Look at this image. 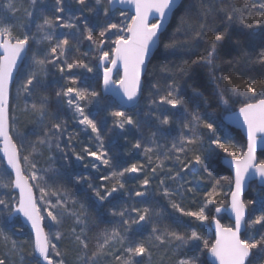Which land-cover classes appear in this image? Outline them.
<instances>
[{"label": "snow or ice", "instance_id": "snow-or-ice-1", "mask_svg": "<svg viewBox=\"0 0 264 264\" xmlns=\"http://www.w3.org/2000/svg\"><path fill=\"white\" fill-rule=\"evenodd\" d=\"M125 2L135 6V14L129 17L124 12H120L119 17H117L118 5ZM30 3L35 10L36 0H30ZM71 3L72 0H55V19L44 17L42 24H36L40 39L36 38L37 33H32L31 24L17 25L9 22L12 17L23 12L25 20L35 23L33 11H29L17 0H8L7 4L3 5L11 13V17L0 15V50H2L0 51V139L3 141V151L7 157V164L15 172V179L13 181L9 174V182L4 183L0 179V187L8 188L10 185L12 190H18V198L5 197L0 194V212L8 213V216L5 217L6 220L16 214H22L30 222L31 229L34 231L33 253L36 264H66L67 251H61L57 247V244L62 243L65 239L74 243L83 253V264H102L104 259H111L114 264H142L146 257L150 258L152 255V238L156 244L161 246L171 242H176L177 245L190 242L192 248L196 249L199 247L198 242L202 241L204 248H209V241L203 239L194 228L190 232L183 233L169 231L166 227H152V238H146L144 237L145 226L152 223L154 215H158L156 210L152 207L125 208L118 203L113 205L111 215L119 217L121 224L102 230L96 237L97 243L90 248L89 244L92 238L87 235L89 230L87 209L83 204L70 198L69 192L57 183L60 171L50 166L54 157L49 158V167L40 165L39 161L34 158L42 154L37 151V146L50 149L53 139L56 140V147L59 149L60 140L64 138L67 130L66 122L63 120H59V122L50 121L43 134L44 138L35 142L28 140L27 133H17L19 144L13 141L9 114L10 89L14 81V72L20 71L22 62L29 58V53H31L30 58L34 70L30 69L25 72L24 82L20 85L21 89L28 93L29 98H31V93L36 91L38 87H45L40 73L47 76L48 67L55 68L61 77L67 78L65 86L56 92L57 98L63 99L67 107L78 118L80 125L84 126L85 129H90L92 133H96V139L102 149L103 143L99 138L100 130L97 123L85 114L83 106L91 99L96 98L98 94L88 88L80 87L79 85L84 83V77L82 73L80 76L76 74L80 70H86L89 73L93 71V68L85 62L90 59L89 54L79 52V37H83L89 42V51L95 53L98 66L103 68L105 86L110 83H118L127 101L135 103L142 92L141 77L147 75V64L150 62L151 50L161 39L162 21L176 7L177 0H107V5H105L104 0H76L79 6L77 9L79 14L69 16V20L74 21L69 23L65 22L64 14L71 12L68 7ZM245 7L256 8L264 12V0L258 5L250 4ZM239 11L235 7L231 11L226 10L227 20L231 21L233 15ZM153 13L156 14V22L150 23L149 17ZM119 18L123 19L114 22ZM203 27L201 25V28ZM56 28H68L73 31L70 33L61 32L60 35L63 36V39H55L54 44L49 43L45 47H39L41 41L52 42L54 40ZM17 32L19 34H16ZM69 36L76 43H70ZM196 36H199V32L196 33ZM211 39L213 44L205 60L210 66L216 54V44L226 39V33L217 32ZM34 44L38 46L35 51H33ZM174 47V43L165 45V48ZM73 53L75 56L72 55ZM261 58L264 61V53L261 54ZM121 65L122 76L118 81H112L113 71H119ZM222 79L225 81L224 92L229 90L239 92L243 87V94L245 95L257 93V87L253 83L247 81L236 83L231 75L224 76ZM153 87L155 88V86ZM156 90L158 91V89ZM194 94L202 96V93L199 92H194ZM216 94L221 103L228 104V99L224 97L222 91L217 89ZM258 95L264 97V82H260ZM46 103V98H42L39 106L36 103L30 106L26 105L25 111L38 114L43 124L49 117L45 107ZM150 103L154 109L159 111L156 119L161 125L169 124V118L166 115L169 106L171 109H176L179 106L185 110L186 115L190 116V119L183 123V130L179 139L172 142L166 151H159L156 160H152L149 156L147 166L151 169V177L155 178L158 169L164 170V160L177 161L180 167L179 172H173L172 169L164 172L169 181L177 182L175 192H181V189L187 192L193 191L191 187H188L189 181L183 183L180 181L183 180L182 174L195 166H199V169L203 170L209 178H212V173L208 170L209 164L206 163L208 156L201 153V149L205 146V140L200 132L206 131L208 133L207 146L209 148L214 145L222 148L225 152L231 150L233 156L237 155L235 149H230V146L223 143L220 137L215 136L216 126L213 122H209L213 119L211 113H206L208 119H204L198 110L192 113L187 112L184 101L179 94V88L175 84L168 85L166 95L160 96L158 100L150 98ZM205 105L207 106L206 101ZM239 112L247 124L248 145L243 158L234 161L236 166L235 190L231 192V208L235 213L234 225L223 227L218 220L215 221L216 239L215 243L210 246V251L218 258L219 264H253V260L258 255L264 257V233H257L259 238L250 235L254 226L264 228V201H261L258 209L260 214L251 218L247 211V205L241 199L244 190V176L250 169L255 170L264 178V162L254 163L257 140L264 138L261 136L264 134V98L258 99L255 103H245ZM112 115L120 118L119 127L121 129L124 128L125 123L134 124L132 117L123 111H115ZM185 131L186 135L184 134ZM67 140L71 141L70 135ZM134 147L137 149L141 147L139 141ZM158 147L162 149L163 146ZM59 150L66 155L63 149ZM82 151L86 156L93 158L92 168L94 169H98L100 166L119 167V165L111 164L112 158L106 151H91L87 147L83 148ZM145 151L150 153L151 149H145ZM161 155H163L164 160L160 159ZM76 159L83 160L84 157L77 155ZM22 160L28 165L29 174L27 176L23 175ZM6 172V169L0 170V177H3ZM126 174L133 179L136 178L135 174H145V178L140 184L143 190L134 191L129 195L141 202H148L150 197L148 189L151 180L148 178L146 166L139 163H132L130 167H124L119 171L114 170L110 176L101 177L103 184L107 185L111 182V185L95 190L97 202L111 201L123 194L125 185L122 183V178ZM83 179L84 177L81 176L76 177L77 182ZM222 181L228 182L229 177L225 176L214 180L211 188L203 193V205L194 211H186L181 204L172 199L174 193L165 186L164 179H160L159 183L163 188V195L169 198L172 208L184 216L203 222L209 219L205 214V208L216 200L217 190ZM34 189L39 190L40 200L44 201L45 204L44 212L50 218L49 232H45L42 226L45 216L41 215V208L37 204ZM216 211L219 212L220 209L217 208ZM66 219H72L73 226L67 232L56 230L63 225ZM176 222L183 223V220L177 218ZM4 239L7 240L8 238L4 237ZM17 248V242L12 240L10 251L15 253ZM9 260L10 257L7 252L0 255V264H9ZM197 260L198 256L193 255L179 259L178 264H197Z\"/></svg>", "mask_w": 264, "mask_h": 264}, {"label": "trees", "instance_id": "trees-1", "mask_svg": "<svg viewBox=\"0 0 264 264\" xmlns=\"http://www.w3.org/2000/svg\"><path fill=\"white\" fill-rule=\"evenodd\" d=\"M104 2L107 5V0H104ZM261 2L262 0H183L174 11L171 22L161 34L160 47L149 63L147 75L144 76L142 98L132 108L121 106L111 96H104L101 80L95 81L92 90L98 94L95 98L97 105L92 107L87 103V106L91 112L89 117L96 121L100 130L99 138L103 143L102 149L96 139V134L95 136L85 135L82 137L76 125L70 121V116L66 112L63 99L56 96V92L65 86L67 78L61 77L55 68L48 67L46 85L49 87V90L44 94L47 100L45 107L49 113L48 119L42 124L38 114L25 111L24 106H22V112L19 114L21 119L16 117L15 123L18 129L21 128L24 133L28 134L29 141L35 142L38 139L44 138L43 134L47 130V125L50 121L59 122V120H63L66 122L67 130L64 138L59 143V149H63L66 155L60 152L56 147V140L53 139L50 149L37 146V151L42 154L34 158L39 161L40 165L49 167V158L54 157L50 166L60 171L57 183L69 192L70 198L83 204L87 209L89 216L87 235L92 238L89 244L90 248L94 247L97 243L96 237L102 230L121 224L119 217L111 215L113 205L117 203L125 208L152 207L156 210L158 215H154L152 223L145 226L144 237L146 238H152V227H166L169 231L183 233L190 232L194 228L203 239L209 241V248L213 244L212 221L216 218V209L220 206L229 205V196L233 188L232 176L221 161L225 156H233L232 152L231 150L225 152L222 148L214 145L209 148L207 146L208 133L203 131L200 132V135L204 137L205 146L201 149V153L208 156L206 163L209 164L208 170L212 173V178H209L203 170L199 169V166L193 167L182 174L183 180L180 181V183L189 181L188 187H191L193 191L187 192L181 189V195V192H175L177 182L169 181L164 175V172L168 169H172L173 172H179L180 167L178 162L175 160H164L163 155L160 156V159L164 160V170L158 169L157 177H151V169L147 167L149 156H151L152 160H156V155L159 154V151H166L172 142L179 139L183 130V123L185 120L190 119V116L186 115L185 110L179 106L176 109H171L169 106L166 111L169 124L161 125L156 119L159 111L151 106L150 98L158 100L160 96L166 95L168 85L175 84L179 88V94L184 101L187 112L192 113L198 110L204 119H208L206 113H211L213 119L209 120V122H213L216 126L215 136L220 137L223 143L230 146V149H235L237 151V155L235 156L243 154L246 147L245 139L240 132L228 127L224 118L226 114L241 108L245 103H252L260 98H264L258 95L260 92V82H264V61L261 58V54L264 53V19H261L264 17V12L256 8L245 7L250 4L258 5ZM35 7L37 14L34 18L38 20L37 24H42L44 17L55 19V0H39ZM68 7L71 9V12L64 14L65 22L71 23L74 21L69 20V16L78 15L77 9L79 6L76 0H72V3ZM233 7L240 11L234 14L232 20L229 21L226 18L225 12L226 10L231 11ZM3 8L0 7V15H2ZM120 12H124L126 16H132L129 10L117 8V17H119ZM122 19L119 18L114 22H119ZM258 20L259 22H257ZM17 21V17H15V22ZM127 22L130 23V21ZM201 25L204 27L201 28ZM32 30V33L38 32L36 26L32 27ZM72 31V29L68 28H56V36L52 44L55 43V39H63V36L60 35L61 32L70 33ZM197 32H199L198 37L196 36ZM217 32H225L226 39L216 44V54L210 66L205 60L213 44L211 37ZM16 34L19 33L17 32ZM37 37L40 38L38 33ZM69 40L70 43H76V41L72 40L71 36H69ZM170 43H174L175 47L165 48V45ZM78 47L80 53L89 54V60L91 61L88 63V60H86L85 62L93 68V73L98 74L96 71L100 70L97 66L95 53L89 51V42L84 40L83 37H79ZM72 55L75 56V53ZM81 73L82 71L80 70L76 74L80 76ZM228 75L233 76L236 83L240 81L253 83L257 87V93H247L245 95L243 94V87H241L239 92L231 90L224 92L225 81L222 77ZM88 79L90 80V78ZM85 83L79 86L83 85L86 87ZM217 89L222 91L224 97L228 99L227 105L220 102L216 94ZM194 92L202 93V96H197ZM42 95L31 94V99L21 97V101L17 99L16 101L20 103L27 101L25 104L28 106L33 103L39 106ZM252 97L255 98L253 99ZM205 101L207 102V106L205 105ZM115 111H123L135 121L136 136L127 140L126 143H122L121 139L116 136L118 135L116 117L112 115ZM184 134H187L186 131ZM69 135L71 136L70 142L67 140ZM14 140L19 144L16 138ZM132 140H134L135 144L139 141L141 147L133 151L130 146ZM158 146L163 147L161 149ZM85 147L91 151H106L112 158L111 164L119 165L117 168L100 166L101 177L110 176L114 170L119 171L124 167H130L132 163L144 164L147 168L148 178L151 180L148 189L150 193L149 201L141 202L139 199L129 195V193L134 191L143 190L140 184L145 178V174H135V179L126 174L122 178V183L125 185L123 194L118 195L111 201L97 202L95 190L100 187L110 186L111 182L105 185L99 176L94 174L92 176L90 174L85 175L88 171H85L82 167H78L74 159H76L80 150ZM145 149H151V152H146ZM0 160L2 161L1 158ZM259 162H264V152L259 154ZM77 176L84 177V179L77 182ZM225 176L229 177V181L221 182V186L217 190L218 195L216 200L205 208V214L209 219L203 222L184 216L172 208L169 198L163 195V188L159 183L160 179H164L165 186L174 193L172 199L176 203L181 204L186 211H194L203 205V193L211 188L214 180ZM261 201H264V187H260L254 182L250 185V190L245 198L251 218H254V215L260 214L258 209ZM177 218H182L183 223H177ZM15 219L21 222L19 217ZM220 219L224 226H233V222L225 215L221 216ZM73 223L72 219H66L61 227L68 231L73 226ZM257 233H264V228L254 226V230L250 235H255L259 238ZM152 239V255L150 258L146 257L142 261V264H178L179 259L193 255L198 256L197 264H211L208 259L209 248H204L202 241L198 242V248L193 249L190 242L183 245L171 242L165 246H161L155 243L154 238ZM1 241L2 246H0V249L7 252L6 249H10L11 246L6 242H10L11 240L6 241L2 239ZM66 241L68 242V246H65L67 260L71 264H83V253L74 243H71L67 239ZM24 244L26 245L27 243L24 242ZM28 252H30V249ZM28 260L29 263H27ZM28 260L26 261L23 256L19 258L16 254V256L10 257L9 264H32V262L36 264V259L33 256H31V260ZM102 264H114V262L111 259H104ZM253 264H264V257H259L258 255L253 260Z\"/></svg>", "mask_w": 264, "mask_h": 264}, {"label": "rangeland", "instance_id": "rangeland-1", "mask_svg": "<svg viewBox=\"0 0 264 264\" xmlns=\"http://www.w3.org/2000/svg\"><path fill=\"white\" fill-rule=\"evenodd\" d=\"M38 1L39 0H36V5H37ZM7 2H8V0H0V7H3V5L7 4ZM17 2L18 3H22L24 5V7L27 8L29 11H33V16L34 17L36 16V14H37L36 13V7H35V10L32 8L30 0H17ZM2 15L5 16V17H11V13H9L8 10L5 9V8H3ZM16 17H17V20H18L17 22H15V17H12V19L9 22L15 23L17 25H22L24 23H29V24H31V30H32V27L36 26V24L38 23V20H35V23H32L31 21L25 20L23 12L17 14ZM36 38L40 39L37 36H36ZM52 42L41 41L39 47H45L49 43H52ZM37 47L38 46L34 44L33 45V51H35ZM31 55L32 54L29 53V58L24 60L22 66L20 67V71H19V73L17 74V76L15 78V81H14V84H13V88H12V98H11L12 104L10 106L11 133H12L13 139L16 138L18 141H19V137H18L17 133H24V132L22 131L21 128H19L20 129V131H19L15 121H16V117H18V119L20 118L19 114L22 112V106H24V108H25V106H26L25 103L27 101H23L22 103H20V102H17L16 99L21 101V97H24V98H27V99H31L32 98V97L29 98L28 93L24 92L21 89V87H20V85L24 82L25 72L27 70L32 69V61H31V58H30ZM90 61L91 60H88L87 62L89 63ZM89 67H91V66H89ZM32 70H34V69H32ZM81 71H82V74H83V77H84V83L87 81L85 83L86 87L81 85L82 88H88L90 91H94V90H92V86H93L95 81L98 82L99 80H101V85H102V72H101V70L100 71H96V73H98V74H95L93 72L89 73L86 70H81ZM40 75H41V78H42V80H43V82L45 84V87H43V88H39L38 87L36 89V91H34L31 94H34V95L35 94L36 95L43 94L41 96V98H45L44 94H46V92L49 90V87L46 85L48 74H47V76H43V73H40ZM120 77H121V73L118 71L114 75V81H118L120 79ZM88 78H90V80ZM102 93L105 96L103 90H102ZM14 96H15V98H14ZM95 100L96 99L93 98L88 103L92 107H95L97 105ZM64 106L66 107L67 114L70 116V121H72L73 124L76 125V128H77V130L79 131V133L81 134L82 137H84L85 135L95 136L96 133H92L90 129H85L84 126L79 124L78 118L67 107L65 102H64ZM83 106H84L85 114L90 115L91 112L89 111V107L87 106V104L83 105ZM130 108H132V107H130ZM14 118H15V120H14ZM132 120H133V118H132ZM120 122H121L120 118L116 117V128H117V131H118V135H116V134L115 135L117 137H119V139H121L122 143H126L127 140H129V139H131V138L136 136L135 121H134L133 125H129V124L125 123V126L122 129L119 127V123ZM134 145H135V142H134V140H132L131 143H130V146H131L133 151L136 150ZM77 155H80V156L84 157L83 160L74 159V161L78 164V167H82V168L85 169V171H88L87 173H85V175L86 174H90V176H92L94 174L96 176H99V178H101V173L102 172H101V170H99L100 167L98 169L92 168L93 158L86 156L84 154V152L82 151V149L80 150V152ZM2 161L0 160V170L6 169L7 172L4 174L3 177H0V179H2L4 183H8L9 182V174H10V172L6 168L5 164H3L4 162H2ZM22 164H23V168H24V171H25L26 175H28L29 174L28 165L23 160H22ZM11 179L13 180L12 175H11ZM261 187H264V186H261ZM34 190H35V193H36L37 204L41 208V215L45 216V219L43 220V223L45 225L46 232H49L50 231V227H49L50 218H48L46 216L45 212H44V207H45L44 201L40 200V192H39V190H36V189H34ZM0 194H3L5 197L11 196V197L18 198V193L15 190H12L10 185H9L8 188L0 187ZM7 216H8L7 212H0V239L2 240V239H4V237H7L8 239L6 241H9V240L12 241L14 239L18 240L17 241V244H18L17 251L15 253H13V252L11 253V251H9L10 249H6L7 253L9 254L10 257L11 256H16V254L18 255L19 258H22V256H23V258L26 261L28 259L31 260V256H33L35 258V255L33 253L34 240H33V237L31 235L30 230L22 222V220H21V222H19L17 219H15L16 217H14L12 220H9V218L6 220L5 217H7ZM56 230L61 231V232H67L66 230L63 229V227H60L59 229H56ZM1 240H0V246H2V241ZM11 241L10 242H6V243L7 244L9 243V245L11 246ZM24 242L27 243L26 244L27 246L24 244ZM65 246H68V242L66 241V239L62 243L57 244V247L59 249H61V251H65ZM29 249H30V252H28ZM0 250H1V255L5 253L3 251V249H0ZM21 251H22V255H21ZM27 263H29V260L27 261ZM35 263H36V261H35ZM32 264H33V262H32ZM66 264H71V262H69L67 260ZM75 264H77V263H75Z\"/></svg>", "mask_w": 264, "mask_h": 264}, {"label": "water", "instance_id": "water-1", "mask_svg": "<svg viewBox=\"0 0 264 264\" xmlns=\"http://www.w3.org/2000/svg\"><path fill=\"white\" fill-rule=\"evenodd\" d=\"M182 1L183 0H177L176 7L173 9L172 12H170L168 14L166 19L164 21H162V25H163L162 32L165 30V28L171 22V18H172V15H173L174 11L180 6ZM118 8L127 9L133 15L135 14V6L133 4H131V3L125 2L122 5H118ZM154 20H156V14L155 13H153V15L149 17V22L152 23ZM159 47H160V42L156 46H154L152 48L151 55H150V61L153 58V56L155 55V53L157 52V50L159 49ZM0 51H2V50H0ZM23 62H22V64H23ZM149 63L147 64V69L149 67ZM22 64H21V66H22ZM98 68L101 70L102 75H103V68L99 67V66H98ZM119 71L121 72V76H122V74H123L122 65L120 66V70ZM116 72L117 71L114 70L113 73H112V76H111V80L112 81H114L113 80V76L116 74ZM18 73L19 72H14V81H15V78H16ZM14 81H13V84H14ZM141 81H142V92H141V94L138 97V101L135 102V103L127 101L126 97L123 94V90L120 88L118 83H117V85L115 83H110L108 86H105L104 80H103L102 90H103L105 95H111L117 101V103H119L121 106H123V107H133V106H135L136 104H138L140 102V100L142 98V95H143V91H144V76L141 77ZM13 84H12V87L10 89L9 114H10V106H11ZM255 102H252V103H255ZM239 109L226 114V116L224 118L225 123L227 124V126L230 127L231 129H234L235 131L240 132V134L243 136V138L245 139V142H246L245 150H244V152H243V154L241 156H225L222 159V161H221L223 166H225L227 168V170L230 172V174L232 176V179H233L232 191L235 190L236 166H235L234 161L236 159H242L243 158V155L247 152V145H248L247 124H246V122L243 119V115L239 112ZM10 130H11V119H10ZM261 136H264V134H261ZM12 139H13V136H12ZM13 141H15V140L13 139ZM263 152H264V138H260V139L257 140V146H256V152H255L256 160L254 161V163H256V164L261 163V162H259V154H261ZM0 158L4 161V164H5L6 168L8 169V171L11 173L13 181H14L15 172L7 164V157H6V154L3 151V141H2V139H0ZM21 165H22V168H23L22 161H21ZM23 175L27 176L25 171H23ZM254 182H256L260 187L264 186V178H262L259 175V173L256 172L255 170H251L250 169L249 172L247 174H245V176H244V190H243V192L241 194V199L243 200L244 203H245V198L247 197L248 192L250 190V185L252 183H254ZM15 191L18 193V190H15ZM34 194L36 196L35 190H34ZM218 208L220 209V211L219 212L216 211V218H214L213 221H212V231H213V234H214V242H213V244L215 243L216 232H217V227H216L215 221L218 220L219 223L223 227H226V226H224L222 220L220 219L221 216L225 215L230 221L233 222V225H234L235 213L233 212V210L231 208V193H230V196H229V205L228 206H220ZM247 211L249 213L248 207H247ZM14 217H19L22 220V222L27 226V228L32 233L33 240H34V231L31 229L30 222L27 221V219L25 217H23L22 214H16V215L10 217L9 220H12ZM42 226L44 228V231L46 232V228H45V225H44L43 221H42ZM208 259H209V262L211 264H219L218 258L215 257L211 253L210 248L208 250Z\"/></svg>", "mask_w": 264, "mask_h": 264}]
</instances>
